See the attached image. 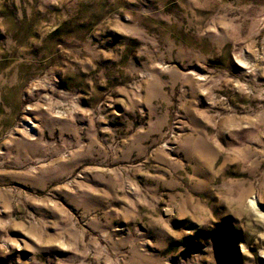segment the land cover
Instances as JSON below:
<instances>
[{"label":"rangeland","instance_id":"1","mask_svg":"<svg viewBox=\"0 0 264 264\" xmlns=\"http://www.w3.org/2000/svg\"><path fill=\"white\" fill-rule=\"evenodd\" d=\"M0 264H264V0H0Z\"/></svg>","mask_w":264,"mask_h":264},{"label":"bare ground","instance_id":"2","mask_svg":"<svg viewBox=\"0 0 264 264\" xmlns=\"http://www.w3.org/2000/svg\"><path fill=\"white\" fill-rule=\"evenodd\" d=\"M251 203H254L253 200H251Z\"/></svg>","mask_w":264,"mask_h":264}]
</instances>
